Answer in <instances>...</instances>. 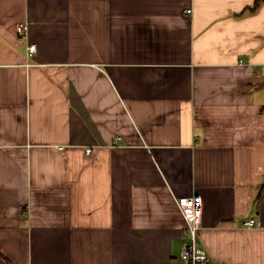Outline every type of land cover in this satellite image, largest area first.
Wrapping results in <instances>:
<instances>
[{
  "label": "crops",
  "instance_id": "1",
  "mask_svg": "<svg viewBox=\"0 0 264 264\" xmlns=\"http://www.w3.org/2000/svg\"><path fill=\"white\" fill-rule=\"evenodd\" d=\"M256 2L0 0V264H264Z\"/></svg>",
  "mask_w": 264,
  "mask_h": 264
},
{
  "label": "built area",
  "instance_id": "2",
  "mask_svg": "<svg viewBox=\"0 0 264 264\" xmlns=\"http://www.w3.org/2000/svg\"><path fill=\"white\" fill-rule=\"evenodd\" d=\"M191 12V11H189ZM28 23H21L18 26V33L21 37H28ZM36 46L31 45L29 52L34 53ZM87 154L91 153L90 149L86 150ZM177 206L186 222L185 234L187 240L183 243L181 249V260L183 264H231L225 262H216L209 255L205 248L200 244V232L203 223L204 201L201 195L194 194L182 197H176ZM255 220L245 222L248 227H253Z\"/></svg>",
  "mask_w": 264,
  "mask_h": 264
},
{
  "label": "trees",
  "instance_id": "3",
  "mask_svg": "<svg viewBox=\"0 0 264 264\" xmlns=\"http://www.w3.org/2000/svg\"><path fill=\"white\" fill-rule=\"evenodd\" d=\"M261 1H262V0H257V2H256V6H258V5L260 4ZM0 255L4 257L3 253H1V251H0Z\"/></svg>",
  "mask_w": 264,
  "mask_h": 264
},
{
  "label": "water",
  "instance_id": "4",
  "mask_svg": "<svg viewBox=\"0 0 264 264\" xmlns=\"http://www.w3.org/2000/svg\"><path fill=\"white\" fill-rule=\"evenodd\" d=\"M261 86H264V83H262Z\"/></svg>",
  "mask_w": 264,
  "mask_h": 264
}]
</instances>
